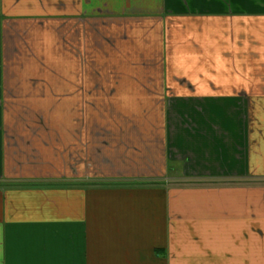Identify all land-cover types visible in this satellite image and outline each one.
I'll return each instance as SVG.
<instances>
[{"label": "crops", "instance_id": "1", "mask_svg": "<svg viewBox=\"0 0 264 264\" xmlns=\"http://www.w3.org/2000/svg\"><path fill=\"white\" fill-rule=\"evenodd\" d=\"M0 264H264V0H0Z\"/></svg>", "mask_w": 264, "mask_h": 264}, {"label": "rangeland", "instance_id": "2", "mask_svg": "<svg viewBox=\"0 0 264 264\" xmlns=\"http://www.w3.org/2000/svg\"><path fill=\"white\" fill-rule=\"evenodd\" d=\"M71 106V108L74 107V105H69ZM59 105H51V110L52 111H58L59 110ZM37 106L36 105H31V104H4L3 105V111H7V112H33L36 111ZM83 110L85 111V105L83 106ZM7 184H4L3 186H5ZM91 184L89 183H84V184H80L78 183L77 185H70V184H63V186H79V187H87L90 186ZM93 186H95V184H92ZM98 185L100 186H109V185H103L101 183H98ZM42 186V185H39ZM46 186V185H45ZM49 186V185H47ZM143 186V185H142Z\"/></svg>", "mask_w": 264, "mask_h": 264}, {"label": "trees", "instance_id": "3", "mask_svg": "<svg viewBox=\"0 0 264 264\" xmlns=\"http://www.w3.org/2000/svg\"><path fill=\"white\" fill-rule=\"evenodd\" d=\"M112 184H115V183L105 182L103 185H112ZM149 184L157 185V183L155 184V183H150V182H149ZM128 185H131V184H128ZM132 185H139V183H132ZM6 186L15 187V186H30V185L11 183V184H7ZM49 186H52V185H49Z\"/></svg>", "mask_w": 264, "mask_h": 264}]
</instances>
